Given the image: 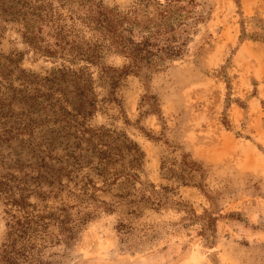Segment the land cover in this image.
I'll list each match as a JSON object with an SVG mask.
<instances>
[{
  "label": "rangeland",
  "instance_id": "1",
  "mask_svg": "<svg viewBox=\"0 0 264 264\" xmlns=\"http://www.w3.org/2000/svg\"><path fill=\"white\" fill-rule=\"evenodd\" d=\"M200 1L205 19L189 30L183 55L147 80L122 74L109 89L90 65L98 109L79 118L82 125L102 126L113 142L133 141L143 152L139 168L109 163L103 175L93 169L97 161L79 166L58 148L66 139L72 151L73 129L43 112L44 88L28 91L22 82L55 63L31 49L21 24L0 8L2 188L16 196V187L27 186L40 192L28 199L37 207L65 205L72 217L88 213L69 243L56 240L50 225L35 240L34 263L264 264V43L239 38L242 19L247 33L259 32L264 0ZM74 27L94 40L82 25ZM103 63L119 68L125 59L103 50ZM180 153L200 167L188 184L167 174L180 171ZM123 169L132 175L114 174ZM12 210L0 194V244Z\"/></svg>",
  "mask_w": 264,
  "mask_h": 264
},
{
  "label": "trees",
  "instance_id": "2",
  "mask_svg": "<svg viewBox=\"0 0 264 264\" xmlns=\"http://www.w3.org/2000/svg\"><path fill=\"white\" fill-rule=\"evenodd\" d=\"M204 4L200 0H134L124 6L105 0H0V8L5 11L8 8L11 17L21 24L24 41L55 63L43 76L31 72V77L23 78V89L29 91L26 87L32 86L38 92L44 88L43 112L61 118L64 125L73 129L77 141L72 151L66 139L58 146L73 159L71 162L75 159L79 166H88L97 161L93 169L99 175L106 173L109 163L129 169L140 167L143 152L137 143L123 139L121 143L113 142L110 130L102 126L84 127L79 120L98 109L90 65L99 69L98 78H106L109 89L122 74L132 73L147 80L165 63L183 55L189 30L205 19ZM76 23L88 29L94 40L82 39L75 32ZM239 27L240 40L257 38L264 43V21L257 25L256 36L246 32L243 19ZM103 50L122 56L125 63L119 68L105 65ZM18 134L29 136L30 132L19 131ZM124 138L127 139L125 135ZM53 148L51 143L48 144V149ZM40 152L43 157L53 158L50 152ZM179 162L180 171L174 173L169 169L167 174L188 184L194 175L192 172H198L200 167L187 160L184 153L179 154ZM124 170L114 174L132 175ZM68 173L65 176L69 180ZM87 178L91 182V178ZM91 187L96 188L94 183ZM16 190L14 196L11 189L2 188L0 181V194H7L16 210L6 211L8 217L5 237L0 244V264H48L41 259H35L37 263H34L31 255L36 248L35 240H43V235L53 224L59 235L56 240L69 243L75 237V228L88 213L72 217L65 205L40 208L28 201L31 192H40L30 191L27 186L16 187Z\"/></svg>",
  "mask_w": 264,
  "mask_h": 264
}]
</instances>
